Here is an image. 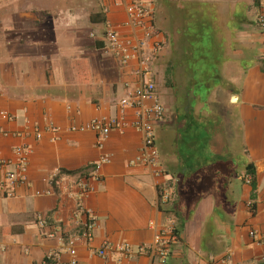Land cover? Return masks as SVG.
<instances>
[{
    "label": "crops",
    "instance_id": "0c3cea01",
    "mask_svg": "<svg viewBox=\"0 0 264 264\" xmlns=\"http://www.w3.org/2000/svg\"><path fill=\"white\" fill-rule=\"evenodd\" d=\"M116 1L0 0V161L14 168L13 149L29 151L12 196L0 169V264H68L67 237L86 212L97 224L75 243L77 264H150L160 232L174 235L164 264H264V0H155L146 54L166 111L155 124L159 173L137 161L143 137L119 105L149 77L102 40L107 25L141 34ZM204 35L198 92L180 96L194 83L189 43ZM111 117L124 124L101 139L89 123ZM102 156L95 177L80 173Z\"/></svg>",
    "mask_w": 264,
    "mask_h": 264
},
{
    "label": "built area",
    "instance_id": "2783aa9c",
    "mask_svg": "<svg viewBox=\"0 0 264 264\" xmlns=\"http://www.w3.org/2000/svg\"><path fill=\"white\" fill-rule=\"evenodd\" d=\"M116 3L123 5L127 14L128 19L124 25L132 27L133 29H139L141 34L136 39L124 37V34L119 32L118 29L107 25L103 31L102 40L106 42L108 48L122 63L136 59L138 65L135 69L136 73L149 77L137 83L134 87L129 88L127 93L119 100V105L122 112L125 109L133 110V119L130 125L138 130L143 137L137 161L143 165L155 167V171L159 173L161 170L158 169L159 162L155 144V124L164 118L166 111L158 100L156 93L152 69L154 57L151 58V56L146 54L147 40L153 33L155 0H132L127 3L123 0H118ZM256 25L261 34L264 35V1L261 2V8L256 17ZM123 124L124 122H121L120 117H111L106 121L94 119L89 123V126L92 130L97 131L99 137L103 139L112 129L121 128ZM13 151L16 155L14 168H8L11 161H0V169H5L1 186H3L7 196H12L15 187L26 181L28 148L26 146H17ZM108 160V156H102L100 160L88 165L80 173H88L89 176L95 177L97 171ZM250 180L251 177H246L248 183H250ZM51 183H54L53 179H51ZM81 188L83 192L86 191L85 184H81ZM168 197V194L164 195V199ZM96 224L95 217L91 213L86 212L85 220L81 223L78 232L67 237L66 242L69 246V254L71 255L68 264H77L75 258V243L79 240L90 241L93 237ZM250 235L254 237L255 232L251 231ZM173 239L174 235L172 232H160L155 235L154 241L148 250L150 264H164L166 262L171 251ZM109 245L108 242H105L95 250V254L104 256ZM116 248L121 250L125 256L132 254L131 246L128 243H122ZM52 256L53 254L47 255V259H50Z\"/></svg>",
    "mask_w": 264,
    "mask_h": 264
},
{
    "label": "rangeland",
    "instance_id": "374dc122",
    "mask_svg": "<svg viewBox=\"0 0 264 264\" xmlns=\"http://www.w3.org/2000/svg\"><path fill=\"white\" fill-rule=\"evenodd\" d=\"M189 44H190V49H189V55H190L189 57L190 58H189V60H187V59L184 60V65H185V68L188 67L193 72L194 76L192 77V74H191L190 77H192V79H190L189 81L191 83H193V81H194V83L192 85L188 84V86L185 83V85L180 87V89H179L180 96L185 94V92H187V91H190L193 94H197L198 84H200L199 83L200 75L202 74V70H204L203 67L205 66V62H208L209 58H210L209 49L207 48V46L209 44L207 35H204L201 38L200 42L194 41L192 43L190 42ZM192 59H195V60L192 62ZM164 91H165V89L163 87H160L159 92L161 94H163ZM164 101L165 100L162 99V102H164Z\"/></svg>",
    "mask_w": 264,
    "mask_h": 264
},
{
    "label": "trees",
    "instance_id": "16d2710c",
    "mask_svg": "<svg viewBox=\"0 0 264 264\" xmlns=\"http://www.w3.org/2000/svg\"><path fill=\"white\" fill-rule=\"evenodd\" d=\"M153 25L155 26V14H153ZM248 171L251 175H253L254 171H253V168L250 167V165L248 164ZM250 184L252 186V188L254 189L255 188V183H254V178H251L250 180Z\"/></svg>",
    "mask_w": 264,
    "mask_h": 264
}]
</instances>
